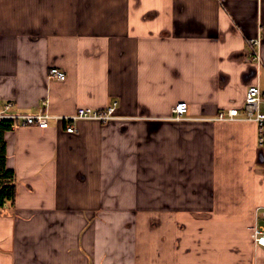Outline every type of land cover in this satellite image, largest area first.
I'll return each instance as SVG.
<instances>
[{
    "label": "crops",
    "instance_id": "1",
    "mask_svg": "<svg viewBox=\"0 0 264 264\" xmlns=\"http://www.w3.org/2000/svg\"><path fill=\"white\" fill-rule=\"evenodd\" d=\"M254 83L264 0H0V112L118 116L5 133L0 264H264L257 125L216 118Z\"/></svg>",
    "mask_w": 264,
    "mask_h": 264
},
{
    "label": "built area",
    "instance_id": "2",
    "mask_svg": "<svg viewBox=\"0 0 264 264\" xmlns=\"http://www.w3.org/2000/svg\"><path fill=\"white\" fill-rule=\"evenodd\" d=\"M259 39H251L249 43L252 47L254 59L259 60L260 54L258 48ZM48 77L50 79L64 80L66 79V72L59 67L53 66L48 70ZM7 104V108L11 106ZM117 102L107 106L106 108H94L92 106H80L77 111L69 115H53L45 109H40L34 113L23 114H8L0 112V118L8 117L15 120V125H35L41 128H47L50 125L52 118H58L67 121V130L74 132L77 130L75 122L80 119H92L102 122H108L117 118L116 114ZM175 119L186 118L188 105L185 102L178 103L175 108ZM217 119L220 120H247L255 122L258 130L257 143L261 148H264V89L258 83L251 84L247 88L244 112L242 115L238 114L235 108H229L226 111L218 113ZM258 217L264 220V205L257 210ZM252 238L258 246L264 247V223H256L252 229Z\"/></svg>",
    "mask_w": 264,
    "mask_h": 264
},
{
    "label": "trees",
    "instance_id": "3",
    "mask_svg": "<svg viewBox=\"0 0 264 264\" xmlns=\"http://www.w3.org/2000/svg\"><path fill=\"white\" fill-rule=\"evenodd\" d=\"M15 126L13 118H0V209L8 201L14 202L16 197V175L7 165V143L5 133Z\"/></svg>",
    "mask_w": 264,
    "mask_h": 264
}]
</instances>
